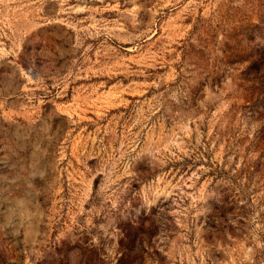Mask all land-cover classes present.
<instances>
[{
    "label": "rangeland",
    "instance_id": "1",
    "mask_svg": "<svg viewBox=\"0 0 264 264\" xmlns=\"http://www.w3.org/2000/svg\"><path fill=\"white\" fill-rule=\"evenodd\" d=\"M0 264H264V0H0Z\"/></svg>",
    "mask_w": 264,
    "mask_h": 264
}]
</instances>
